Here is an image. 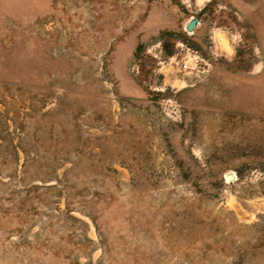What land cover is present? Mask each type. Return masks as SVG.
Returning a JSON list of instances; mask_svg holds the SVG:
<instances>
[{"label": "rangeland", "instance_id": "1", "mask_svg": "<svg viewBox=\"0 0 264 264\" xmlns=\"http://www.w3.org/2000/svg\"><path fill=\"white\" fill-rule=\"evenodd\" d=\"M0 264H264V0H0Z\"/></svg>", "mask_w": 264, "mask_h": 264}, {"label": "water", "instance_id": "2", "mask_svg": "<svg viewBox=\"0 0 264 264\" xmlns=\"http://www.w3.org/2000/svg\"><path fill=\"white\" fill-rule=\"evenodd\" d=\"M196 23L195 22H192L189 26H188V30H193L194 27H195Z\"/></svg>", "mask_w": 264, "mask_h": 264}]
</instances>
